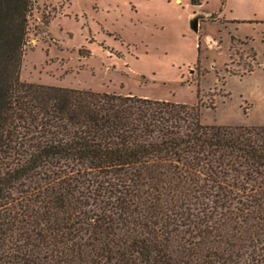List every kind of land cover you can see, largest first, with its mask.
Returning a JSON list of instances; mask_svg holds the SVG:
<instances>
[{
    "label": "trees",
    "instance_id": "1",
    "mask_svg": "<svg viewBox=\"0 0 264 264\" xmlns=\"http://www.w3.org/2000/svg\"><path fill=\"white\" fill-rule=\"evenodd\" d=\"M35 1L0 0V264H264V125L22 81Z\"/></svg>",
    "mask_w": 264,
    "mask_h": 264
},
{
    "label": "rangeland",
    "instance_id": "2",
    "mask_svg": "<svg viewBox=\"0 0 264 264\" xmlns=\"http://www.w3.org/2000/svg\"><path fill=\"white\" fill-rule=\"evenodd\" d=\"M19 78L198 103L207 124L264 125V0H36Z\"/></svg>",
    "mask_w": 264,
    "mask_h": 264
},
{
    "label": "water",
    "instance_id": "3",
    "mask_svg": "<svg viewBox=\"0 0 264 264\" xmlns=\"http://www.w3.org/2000/svg\"><path fill=\"white\" fill-rule=\"evenodd\" d=\"M196 18L192 19L190 24H191V27L193 28V30H197V24H196Z\"/></svg>",
    "mask_w": 264,
    "mask_h": 264
}]
</instances>
